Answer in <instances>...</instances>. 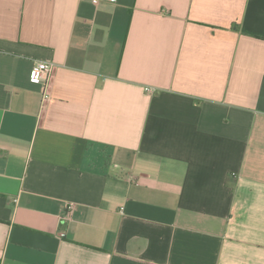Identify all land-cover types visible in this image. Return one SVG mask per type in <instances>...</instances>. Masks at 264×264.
Here are the masks:
<instances>
[{"label": "crops", "instance_id": "1", "mask_svg": "<svg viewBox=\"0 0 264 264\" xmlns=\"http://www.w3.org/2000/svg\"><path fill=\"white\" fill-rule=\"evenodd\" d=\"M0 264H264V0H0Z\"/></svg>", "mask_w": 264, "mask_h": 264}, {"label": "built area", "instance_id": "2", "mask_svg": "<svg viewBox=\"0 0 264 264\" xmlns=\"http://www.w3.org/2000/svg\"><path fill=\"white\" fill-rule=\"evenodd\" d=\"M100 1L101 0H91V3L93 5H97ZM109 2H114V0H109ZM50 72H51V65L47 63H37L36 66L32 69L30 76L33 82L42 84L44 100H47L49 97L46 91V87L49 82ZM144 91L147 94H152L155 92V89L150 87H145ZM66 209L67 211H74L75 205L73 203H70L67 205Z\"/></svg>", "mask_w": 264, "mask_h": 264}]
</instances>
